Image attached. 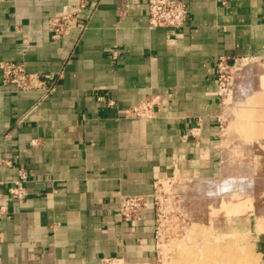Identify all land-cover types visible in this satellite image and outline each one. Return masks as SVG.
<instances>
[{"label":"crops","instance_id":"0c3cea01","mask_svg":"<svg viewBox=\"0 0 264 264\" xmlns=\"http://www.w3.org/2000/svg\"><path fill=\"white\" fill-rule=\"evenodd\" d=\"M148 1L0 0V62L59 75L46 95L4 85L0 70V264H155V208L126 223L119 195L235 164L243 143L238 132L224 143L222 57L232 89L246 77L236 67L253 66L245 151L264 180V0H185L179 31L149 28ZM82 3L96 7L87 28L53 39L51 19ZM143 105L148 118L127 115ZM20 172L22 203L6 190Z\"/></svg>","mask_w":264,"mask_h":264},{"label":"rangeland","instance_id":"374dc122","mask_svg":"<svg viewBox=\"0 0 264 264\" xmlns=\"http://www.w3.org/2000/svg\"><path fill=\"white\" fill-rule=\"evenodd\" d=\"M241 63L245 68L252 66ZM239 66L235 74L246 77L234 80L232 89L229 68L222 86L227 91L220 95L228 120L224 127L229 122L224 143L236 140L237 136H233L236 132L243 143L242 150L230 154L235 162L233 166L226 164L224 157L225 168L232 169L229 175L233 185L218 190L219 183L227 176L225 168L219 179L169 180L157 184L154 188L157 200L152 201L159 215L155 264H264V180L247 161L250 153L245 151L251 143L253 126L248 117L253 93L244 94L239 87H244V83L253 90V72L240 70ZM149 109V105H143L140 115L129 114V117L148 118ZM234 113L238 118H234Z\"/></svg>","mask_w":264,"mask_h":264},{"label":"built area","instance_id":"2783aa9c","mask_svg":"<svg viewBox=\"0 0 264 264\" xmlns=\"http://www.w3.org/2000/svg\"><path fill=\"white\" fill-rule=\"evenodd\" d=\"M86 10L85 22L80 17L81 11ZM96 10L95 5L88 6L82 3L80 9L75 13L54 17L51 19L49 29L53 39H59L67 35L73 29L84 31L87 28V22L93 16ZM149 28L168 29L179 31L186 26L188 21L189 9L185 0H149L148 1ZM231 69L228 59L222 57L217 63V81L219 95H222V86L226 80L228 69ZM3 84L14 86L20 91H43L46 95L51 94L55 89V84L59 75L56 74H36L29 73L23 65L12 62H0ZM231 79V78H230ZM140 115V108H132L127 115ZM27 175L20 172L17 181L12 182L6 190L11 196H14L20 203L27 198L25 183ZM7 184L0 183V188ZM155 185V189H156ZM1 190V189H0ZM155 192V191H154ZM157 200L156 192L150 195H119V215L121 219L129 224L138 223L142 220L143 213L148 210L152 201ZM159 219V215L157 214ZM158 238V231H157ZM120 264L118 260L108 259L105 264Z\"/></svg>","mask_w":264,"mask_h":264},{"label":"bare ground","instance_id":"6f19581e","mask_svg":"<svg viewBox=\"0 0 264 264\" xmlns=\"http://www.w3.org/2000/svg\"><path fill=\"white\" fill-rule=\"evenodd\" d=\"M240 66V70H244V71H249V72H253V66H247V68H245V66H244V64L243 63H240L239 64ZM241 85V84H240ZM244 87H242V86H239L240 88H243V92H244V94H248V93H254V91L253 90H251V89H249L248 88V86H247V84L246 85H244V83L242 84ZM239 88V89H240ZM252 89H253V87H252ZM241 90V89H240ZM246 91V92H245ZM226 169V171H227V176L219 183V185H218V190L219 191H222V190H227L228 188H229V186L230 185H233V184H231L232 183V181H233V179H232V177L229 175V173L231 174L232 172H230V171H232V169H231V167H227V168H225ZM226 173V172H225ZM215 193V192H214ZM213 193V194H214ZM218 193H216L215 194V196L217 195ZM211 197V196H210Z\"/></svg>","mask_w":264,"mask_h":264}]
</instances>
